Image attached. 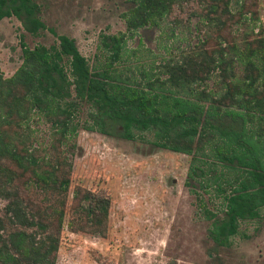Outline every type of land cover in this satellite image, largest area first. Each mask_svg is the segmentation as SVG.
I'll return each instance as SVG.
<instances>
[{
    "label": "trees",
    "instance_id": "1",
    "mask_svg": "<svg viewBox=\"0 0 264 264\" xmlns=\"http://www.w3.org/2000/svg\"><path fill=\"white\" fill-rule=\"evenodd\" d=\"M184 2L130 0L123 13L127 30L155 27ZM232 2L214 0L211 9L218 17L216 27L228 30L221 38L229 48L213 47L211 37L203 39L197 50L163 65L162 76L154 79L146 72L134 82L121 78L114 64L126 51L123 36H103L107 62L90 65L73 38L53 29L56 43L49 47L30 48L20 35L21 65L10 77L0 71V264H56L72 162L57 154L53 164L43 165L30 153L23 131L32 114L50 122L59 135L56 145L80 127L128 141L149 135L151 149L189 156L185 186L198 213L211 222L208 237L217 248L230 246L241 223L262 218L264 36L247 38L241 50L228 39ZM11 16L32 36L47 29L35 0H0V21ZM238 59L241 77L234 73ZM217 70L223 92L212 97L196 85ZM83 104L86 119L74 123ZM37 189L49 194L46 200L43 194L40 202L31 198ZM206 195L218 199L220 209L210 210ZM88 198L96 200L87 216L101 227L106 201L92 194Z\"/></svg>",
    "mask_w": 264,
    "mask_h": 264
},
{
    "label": "rangeland",
    "instance_id": "2",
    "mask_svg": "<svg viewBox=\"0 0 264 264\" xmlns=\"http://www.w3.org/2000/svg\"><path fill=\"white\" fill-rule=\"evenodd\" d=\"M35 1L47 27L38 36L26 33L14 17L0 22V71L4 77L13 75L21 65L20 35L30 48L49 47L56 43L49 29L73 38L90 65L107 62L110 53L102 44L103 36H123L126 51L114 67L121 78L131 82L145 72L146 77H161L163 65L180 61L208 37L213 47L220 43L229 48L221 38L228 30L216 27L218 17L211 10L214 0H186L175 5L157 26L136 32L127 30L123 18L130 0ZM242 5L243 0L232 2L234 18L228 38L239 50L247 38L264 36V0H248ZM234 54L231 51L228 56ZM218 73L196 86L216 97L223 92ZM234 73L243 74L239 59ZM87 111L83 104L74 123H82ZM24 127L26 145L43 165L53 164L57 154L72 162L56 264H264V211L259 221L240 224L230 246L213 245L208 237L211 222L198 213L195 197L185 186L189 156L151 149L149 135L128 141L80 127L72 138L56 145L59 135L38 114H32ZM86 192L106 201L101 227L87 216V207L96 199L91 202ZM43 193L34 190L31 198L40 202ZM43 195L44 200L49 196ZM206 199L210 210L220 209L218 199L212 195Z\"/></svg>",
    "mask_w": 264,
    "mask_h": 264
},
{
    "label": "flooded vegetation",
    "instance_id": "3",
    "mask_svg": "<svg viewBox=\"0 0 264 264\" xmlns=\"http://www.w3.org/2000/svg\"><path fill=\"white\" fill-rule=\"evenodd\" d=\"M35 2H36V1H35ZM36 4H37V3H36ZM37 5H38V4H37ZM38 7H39V6H38ZM39 12H40V10H39ZM11 17H14V16H11ZM39 17H40V16H39ZM9 18H10V17H9ZM14 18H15V17H14ZM1 21H2V20H1ZM1 21H0V22H1Z\"/></svg>",
    "mask_w": 264,
    "mask_h": 264
}]
</instances>
